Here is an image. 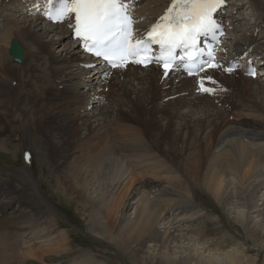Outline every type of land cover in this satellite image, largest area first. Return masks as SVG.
Instances as JSON below:
<instances>
[{"label": "bare ground", "instance_id": "6f19581e", "mask_svg": "<svg viewBox=\"0 0 264 264\" xmlns=\"http://www.w3.org/2000/svg\"><path fill=\"white\" fill-rule=\"evenodd\" d=\"M42 2L45 0H0V52H4L10 43H15L22 50L24 60L27 58L24 66L18 68L10 65L0 55V138L10 129L14 128L19 134L26 132L31 125H38L42 145H47V156L55 164L52 166L53 175L57 176L60 182L63 178L61 183L65 185L58 186L57 182L58 190H55H62L66 193L64 197L67 200L80 202L85 211L90 210L89 222L98 225L103 231V238L100 233H96L95 238L112 242L135 264H258L255 258L248 259L244 247H233V242L230 245L224 239L201 240V232L195 222L211 215L200 209L195 199L190 197L189 180H193L200 192L208 194L221 212L233 221L236 227L243 230L244 239L254 250L264 252V82L256 81L257 87L248 88L247 97L260 109L257 115L246 117L253 121L251 128L230 124L227 119L220 117L219 113L207 115L203 123L186 116L185 122L179 125L174 134V139L179 140L178 144L172 147L173 152L177 150L180 154L179 161H176L182 171L178 178L180 184H169L168 178L162 182L155 178L148 184L139 183L136 173L138 176H144L148 172L156 177L161 173V164H164L162 159L159 161L160 157H155L157 153L151 143L150 148L146 149H140V142L125 144L124 141L121 144L122 139L118 144H113L112 141L110 144L109 135L104 134L109 131L105 126L107 128L104 127V133L97 143L81 146L80 149L83 150L80 152L84 153L72 156L75 145L99 136L98 132L103 128L104 119L107 121L110 117V110L105 109L101 114L103 121H91L94 117L87 114L89 106L95 104L97 108L102 98H109L110 91H113L116 98L114 105L118 109L124 105L121 102L123 99H127L131 106H135L140 100L150 104L154 100H163L161 105L149 111V118L154 120L158 118L152 117L156 111L174 103V97L178 96L164 100L172 95L162 88L165 85L158 92L160 86L157 88L148 85V81H156L159 84V79H169L168 85L175 86L182 96L181 105L187 106L186 101L195 90L197 78L173 74L171 79L162 77V72L154 67L142 70L133 66L115 69L103 76L97 61L89 65L87 57L82 56L77 46L73 43L69 45L68 41L67 44L63 43L71 37V20L55 27L44 22L43 16L36 9ZM171 2L172 0H139L134 7L135 29L143 34L144 30L150 28L164 14ZM231 5L236 12L237 6L233 3ZM250 7V10L258 11L254 19L256 22L251 24V30L248 31L251 32L250 35L246 36L244 32L241 40L232 39L234 43L231 53H220V62L224 66L229 64L233 56L239 59L244 54L255 55L256 61L259 58V65L264 66V47L260 46H264V42L258 34L259 39L253 37L257 29L256 23L264 25V0H252ZM27 12L30 16L26 17L24 14ZM230 25L229 29H237L235 21ZM50 34L55 35L47 38ZM59 47L62 48V53L55 56L54 51ZM45 55L48 56L44 60L46 67L42 64V68L40 63ZM72 65L75 66L76 73L70 71ZM220 69L223 71L220 74L219 68H215L211 72H204L202 76H210L217 82L222 78L229 84L227 90L235 88L239 81L253 82L238 72L227 74L222 67ZM136 73L144 75L138 77ZM83 76L95 79L96 84L104 81V84L101 83V87H98L99 90L88 97V105L84 107L82 102L86 96L81 90L83 86L78 89L76 84ZM125 76H128V80L124 79ZM15 81L17 86L14 88L12 83ZM138 85L140 88H137ZM111 86H115L116 90H112ZM206 86L219 88L218 96H222L220 89L224 87L221 84ZM75 89H78V92L74 93ZM240 93L241 91L236 92L238 96ZM71 96L73 99L67 102ZM225 99L222 101L224 104ZM31 109L33 112L30 114ZM35 110L37 111L34 112ZM38 114L43 116L39 118ZM29 116L31 121H28ZM217 122H220L219 126ZM197 125L201 128L197 129L198 133L189 135L187 127L193 128ZM92 127L96 129L97 135L90 131ZM85 129L87 132L83 136L79 131ZM170 131L172 134L173 129ZM23 134H19L20 140L26 139V134ZM126 136L124 134L126 141L134 140L133 136L129 140ZM141 141L146 143V138ZM171 143L174 146V143ZM108 157L111 162L106 165ZM99 164L106 165L104 171H98V175L95 171L91 172L92 168L98 170ZM13 176V180H0V224H3V220H9L11 225L21 230V242L6 246L0 251V264H26V260L31 261V264H106L97 260L92 251L58 260L60 262L54 260L52 251L57 249L56 246H60V241L67 242L62 233V240L55 239L56 236L51 233L56 228L55 225L44 227L51 221V215L55 217V213L49 210L47 222L37 214L35 217L31 214L32 218L27 216L25 211L29 210L31 213L34 204L39 202L34 179L24 171L13 173ZM120 189L124 190L125 194L120 197L121 201L118 203L116 196L119 195ZM212 218L222 223L221 216ZM222 226L225 227L224 224ZM38 242L43 250L32 247ZM23 245H27L25 250L20 248L24 247ZM228 245L231 247H227Z\"/></svg>", "mask_w": 264, "mask_h": 264}, {"label": "rangeland", "instance_id": "374dc122", "mask_svg": "<svg viewBox=\"0 0 264 264\" xmlns=\"http://www.w3.org/2000/svg\"><path fill=\"white\" fill-rule=\"evenodd\" d=\"M251 1L252 0H231V2L235 4V6H237L236 13L233 16V21H235V26L237 25L236 26L237 29L234 30L232 28L229 34L230 38L227 40V44H225V48H224L225 52L229 53L232 51L231 47H232V44L234 43L232 39L239 38L241 40L243 38L244 32L246 36L250 35L251 32H248V31L251 30V24L254 21L256 22V20L254 19L256 17V14L258 13V11H254L252 9L250 10V8H252L250 7ZM142 4H145V3L142 2ZM256 24H257V29L253 37L254 38L257 37V39L261 37L260 40L264 42V25L260 22H257ZM58 30L59 28L57 29V31ZM257 34L259 37L257 36ZM53 35L55 34H50L48 35L47 38H51L53 37ZM57 37L58 35L55 36V38L53 39L56 40ZM68 40L69 39H67L63 43L67 44ZM260 46L264 47L262 45ZM8 47L4 49V52H0V55L3 57L5 61L9 62L10 65H13L14 67L22 68V66H24L25 63L23 65L22 64L16 65L13 62H11V60L9 59L10 57L7 54ZM54 52H55L54 55L57 56L62 53V48L59 47ZM45 56L46 57L42 58L43 60H42V63H40L41 65L40 67H42V64H43V67L46 65L44 60H46L48 56L47 55ZM24 62H27V58H25ZM70 71L73 73L77 72L75 69V66L73 65L70 68ZM136 74H138V77L139 75L140 76L144 75V73H136ZM261 74H264V71H262ZM125 77L124 79L128 80V76H125ZM162 77H165V76H162ZM167 77L172 79L174 76L172 75V76H167ZM95 82L96 81H89L87 83V86H89L90 88H88L87 91L85 90L86 93L92 94L94 91L96 92V90H99L96 88V86H93ZM168 82L170 83V80L166 78L165 80L159 79L158 80L159 84H157L156 81H153L152 83L148 81L146 83L148 85L157 86V88L158 86H160L158 89V92L160 88L163 85H165L162 88H164L165 90H168L170 94L172 95L168 96L164 100H171L173 99V96H178V97H174L173 99L174 103H172L171 105H167V107L163 109L157 110L156 114H154L152 117H156V118L158 117V118L154 120H152L151 117L149 118L150 116L149 111L154 110L155 107L161 105L163 100H154L152 104L148 103L147 101L140 100L141 103L140 101H138L136 102L135 106H131L130 104L127 103V99H123L121 102L124 103V105L123 106L120 105L122 107L118 109L117 106L114 105V103H116V98L113 94V91H110L108 93V97H109L108 99L102 98L101 100L102 103L99 104L97 108L94 106L93 108L91 107L90 110H87L88 116L94 117L92 118L91 121L96 120V119H98L99 121L100 120L103 121L102 120L103 117H101L102 110L103 111L105 109L110 110L109 112L110 117L107 118V121L104 119L105 123H103L102 130L98 132L99 136H96L93 140L89 139L84 142L77 143L75 145L76 147H75L74 152L72 153V156L74 157V156H78L84 153V151L80 152V150H83L82 148L80 149L81 146L84 147V146H89L92 143H97L100 136L103 135L104 129L108 127L110 132L107 131L104 134L109 135L110 140L108 138V142L110 144H111V141L113 142V144H118V142L120 143L122 139L121 144H123L124 141H125V144H132V142H140L141 144L140 149L141 148L146 149V148H150L151 145L149 143H151L154 145V150L157 153L156 156L155 155L154 156L160 157L159 161L162 159L161 161L164 162V164H161L163 165L161 166V173L157 175L156 177L148 172L145 173L144 176L143 174H139L138 176V173H136L137 175L136 178L139 183L145 182V184H148L149 182L153 181L152 179H155V178L156 180L162 182L163 180L168 178V181H169L168 183L170 184L171 182L172 185L174 184V186H176L180 184V180L178 178L180 174L182 173V171L176 163L178 156L180 154H178L177 150L176 152H173L172 147H175L178 144L177 142L179 140L177 138L174 139V134L175 132L178 131L179 125L185 122L184 119L186 116H190L195 121H199L203 123V121L206 120L207 115L211 113H219L220 117H223L224 120L227 119L230 124L233 123L236 126H243L245 128L246 127L251 128L250 125L251 123H253V121L248 120L246 117L255 116L257 115V113L260 112L259 111L260 109L255 106V103L247 97L248 88L257 87L258 84L256 83V81H253L252 83H249L246 81L244 82L239 81L240 83L235 88L231 87L229 90H227V87H229V84H227L222 78H220L218 83L224 87L221 97L218 96L219 91H217L216 94L213 95V98H212V95H202V97L194 98V91H193V93L188 97V101H186L187 106L181 105L182 96L179 95V93L176 91V87L169 86ZM81 83H85L83 78H81L80 80V84ZM99 83L100 84L98 85L100 86L98 87L100 88L102 85L101 83L104 84V81H101ZM16 86H17V82L15 81L12 83V87L15 88ZM79 88L80 87H78V89ZM110 88L114 91L116 90L115 86H111ZM137 88H140V85H138ZM233 88H234V91H232ZM78 89H75L74 92ZM237 91H241L239 96L236 94ZM105 95L103 96L105 97ZM216 95L217 97H215ZM85 96L88 98L87 94H85ZM227 97L231 98V100H229ZM237 97L241 98L242 100L241 99L239 100V98ZM72 99H73V96H71L70 99L67 100V102H70V100ZM224 99L226 101V104L222 103ZM87 100L88 99H85L82 102L83 106L87 105ZM190 105L198 106V108L193 109V107L191 108ZM243 106H245L247 110ZM199 108L201 109L199 110ZM207 110H210V111L207 112ZM245 110L249 115L245 113ZM36 111L37 110H35L34 112ZM32 112L33 110L31 109L30 114ZM77 113L81 115V113L79 112ZM42 116L43 115H39V118H41ZM28 119H29L28 121H31L30 116L28 117ZM43 121H45V119H43ZM217 125L219 126L220 122H217ZM187 128H188V131H190L189 135L198 133L197 129H201L200 125H197L193 128L189 126ZM171 129H173L172 134L170 131ZM95 130L96 129L93 127L90 128V131H92V134L97 135V131ZM38 131H39L38 125L29 126L26 132H23L26 134L25 140H20L21 138L19 137L20 135L22 136L23 133L20 132L19 133L20 135H19L18 132L16 133L14 128L10 129L8 132L3 134V136L0 138L1 139L0 140V180H4V179L13 180L15 179V177L13 176V173L21 172V171H24L26 174H28L30 177L34 179L35 189L38 191L39 202L34 204V207H33L34 210L31 213H29V210L25 211L27 212L26 215L27 216L30 215V218H32L31 214L34 217L37 214L40 217V219L43 218L45 219L43 221L47 222L48 219L46 216L49 210L53 211L55 213V217L51 215L49 219L51 221L49 222L47 226H44V227L49 228L55 225L56 228H54L51 232L52 234L54 233L53 235L56 236L55 239L62 240L63 235L66 236L67 238V242H65V240L60 241L59 242L60 246H56L57 249L52 251L51 254L55 255L54 260L58 261V260H64V258H73V257H76L77 255H81L83 252L92 251L94 256L97 257L96 258L97 260H99L100 262H104L106 264H135L131 259L128 258V256L125 254L123 250L122 251L119 250L116 247V245H114L112 242H108V241L106 242L105 240H102V239L99 240L95 238L94 235L96 233H100L99 235H102L103 231L98 225H94L91 222H89L88 211L90 210L85 211V209H83V206L81 205L82 203L80 204V202H77L78 203L77 204L76 201L74 200L73 201L67 200L64 197L66 193H63L62 190H60V188H59L60 191H57L58 187H56V184L58 182V186H60L59 184L64 185V183H61L63 181V178L62 180L60 179L61 180L60 182L58 181L57 176L53 175L54 173L52 170V166L55 165L54 161H51L50 157L47 156L48 147L47 145L46 146L42 145L43 140L41 139ZM79 132H81V134L83 135V134H86L87 131L85 129ZM124 134L127 135L126 137L128 140L131 138V136H133L132 138H134L135 141L133 139L126 141V139L124 138ZM189 135L187 137H189ZM90 136H91V132H89L88 137ZM144 137L146 138V143H143L141 141L142 139H144ZM77 139L81 141L80 137H78ZM90 141L92 142L90 143ZM171 142L174 143V146H172ZM167 144L169 146H167ZM146 146H149V147H146ZM28 153L31 154L29 155V157L31 156V158L28 159V161H26ZM106 159L108 160L106 165H109L110 164L109 161L111 162V159L109 157ZM106 165L104 164L105 167ZM104 166L99 164L97 167L98 170L93 169V168L90 170L91 172L95 171L94 173L97 174L98 171H102V170L104 171L105 169ZM132 170H135V169H132ZM58 176L60 177V175ZM15 184L17 185L18 183L15 182ZM186 184L188 185L187 182ZM189 185H190V188H189L190 197L195 199L194 201L199 206L200 209H202L205 213H209L211 215V216L206 215L202 217L200 220H198L197 222H195V226L196 227L198 226L197 229H199V231L201 232V238H202L201 240L204 239L207 241V240L212 239L215 241H221V239H224L230 245H232L231 243L233 242L234 244L233 247H236V245L244 247V250H246L245 254L248 256L249 260L252 258H255L258 264H264V252L262 251L258 252L257 250H254L252 248L251 244L244 239L245 236H244L243 230L238 226L236 227V224H234L233 221L228 219V217L221 212V209H219V206H217V204L214 202L213 199L210 198L208 194L203 193L202 191L200 192L199 188L196 185H194L193 180L191 179L189 180ZM193 189H195L196 191L194 190L193 192L192 191ZM124 194H125V191L120 189L119 195L116 196L118 203L121 201L120 197H123ZM212 215L215 217L221 216L220 220H222L221 221L222 223L220 224L218 219L213 220ZM6 222H3L4 225L2 226V228L0 227V232H9L10 234H12L11 235L12 237H10V240L0 239V250L2 251L6 248V246L12 245V242H21V239L19 241L20 235L18 236L17 234L21 230L19 231L17 229L18 231L17 232L13 229L4 227L6 225H11V222L9 223V220H6ZM70 223H72L73 226L70 225ZM222 224H224L225 227H223ZM217 230L219 233L217 232ZM61 233L63 235H61ZM202 234L204 236H202ZM224 236L225 237L227 236L228 238H225ZM101 237L103 238V235ZM39 245H41L40 242L36 243L35 246L32 245V247H37L40 250H43V248L39 247ZM230 245H228L227 247H231ZM23 246L24 247H20V248H23V250H25L27 245H23ZM59 247H62L63 249ZM0 260L2 259L0 258ZM25 263L31 264L32 262L29 260H26Z\"/></svg>", "mask_w": 264, "mask_h": 264}, {"label": "snow or ice", "instance_id": "6c2138e0", "mask_svg": "<svg viewBox=\"0 0 264 264\" xmlns=\"http://www.w3.org/2000/svg\"><path fill=\"white\" fill-rule=\"evenodd\" d=\"M47 2L52 5L54 0ZM224 3L225 0H172L143 34L133 27L136 0H55V6L46 15L56 23L71 19L69 26L83 50L110 68L123 69L129 64L146 68L157 64L167 77L175 67L182 66L189 77H197V92L214 95L216 88L206 85L218 82L200 73L221 65L214 62L212 50L204 51L200 44L201 37L215 39V33L223 34L214 13ZM203 56L207 58L202 61ZM223 70L231 73L235 65Z\"/></svg>", "mask_w": 264, "mask_h": 264}, {"label": "water", "instance_id": "95a60500", "mask_svg": "<svg viewBox=\"0 0 264 264\" xmlns=\"http://www.w3.org/2000/svg\"><path fill=\"white\" fill-rule=\"evenodd\" d=\"M11 55L13 58H15L16 62H21L23 57H22V51L21 49L14 43H11Z\"/></svg>", "mask_w": 264, "mask_h": 264}]
</instances>
